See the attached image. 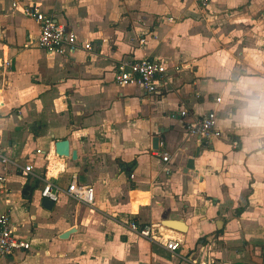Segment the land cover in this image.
<instances>
[{
	"label": "crops",
	"instance_id": "obj_1",
	"mask_svg": "<svg viewBox=\"0 0 264 264\" xmlns=\"http://www.w3.org/2000/svg\"><path fill=\"white\" fill-rule=\"evenodd\" d=\"M30 3L92 49L38 48V25L22 11ZM124 57L161 60L160 92L115 83ZM262 96L264 0H0V154L11 160L0 214L30 244L0 264H253L251 251L263 264L264 122L250 119ZM183 107L215 110L220 135L200 145ZM60 139L75 159L55 153ZM72 176L92 186L91 206L64 192ZM47 181L59 189L50 210L40 204ZM131 217L182 219L186 230L162 224L181 239L168 251L129 231Z\"/></svg>",
	"mask_w": 264,
	"mask_h": 264
},
{
	"label": "built area",
	"instance_id": "obj_2",
	"mask_svg": "<svg viewBox=\"0 0 264 264\" xmlns=\"http://www.w3.org/2000/svg\"><path fill=\"white\" fill-rule=\"evenodd\" d=\"M210 0H195L197 5L205 8ZM24 14L33 17L38 25V34L35 38L36 46L50 55L70 57L78 51L89 52L92 49V42L87 39H78L76 34L67 29L66 26L58 21L52 13H45L36 8L32 3L22 7ZM143 38L140 39L142 43ZM8 63V62H7ZM167 77V69L164 63L156 58L150 57H124L115 63L113 69V80L119 85L138 84L145 93H158L160 86ZM220 101L219 97L215 98ZM177 114L184 121V130L187 135L193 136L200 145H207L220 135L216 126L217 113L215 110H208L204 114L194 116L185 107L177 110ZM238 142L232 140V146L237 147ZM48 157V155H47ZM169 154H161L162 161H167ZM11 163L10 158L0 154V194L7 192L4 188L5 173L7 164ZM15 167V164H14ZM17 167V165H16ZM32 171V166L25 164L21 167V172L26 174ZM58 188L53 189L52 182H46L40 190V196L46 197L51 201H56ZM64 192L70 198L91 206L94 201V191L92 186L79 183L74 176L67 184ZM129 231L151 241L159 242L168 251H174L181 243V239L166 232L165 227L160 223L139 222L134 218H129L124 222ZM30 248L27 240L17 237L10 224L8 212L0 214V257L8 256L16 250L25 251ZM262 263L264 264V247L262 249ZM199 264H211V262H200Z\"/></svg>",
	"mask_w": 264,
	"mask_h": 264
},
{
	"label": "water",
	"instance_id": "obj_3",
	"mask_svg": "<svg viewBox=\"0 0 264 264\" xmlns=\"http://www.w3.org/2000/svg\"><path fill=\"white\" fill-rule=\"evenodd\" d=\"M158 142H159V137L156 135H153L151 137V148L152 149H157L158 147ZM198 150H196L195 155H198ZM54 151L57 155L59 156H68L70 154L72 159L76 158V151L75 150H71V152L69 151V144L68 141L66 139H60V140H56L54 142ZM193 166V162L191 159H189L187 161L186 167L192 168ZM40 204L43 208L50 210L54 204L53 201L49 200L46 197H42L40 200ZM164 226L169 227V228H174L176 230H179L181 232L186 230V225L185 223L182 221V219H164L162 220V223ZM75 230V228H69L68 230L62 232L60 234V237H66L69 233L73 232Z\"/></svg>",
	"mask_w": 264,
	"mask_h": 264
},
{
	"label": "clouds",
	"instance_id": "obj_4",
	"mask_svg": "<svg viewBox=\"0 0 264 264\" xmlns=\"http://www.w3.org/2000/svg\"><path fill=\"white\" fill-rule=\"evenodd\" d=\"M257 115L250 117L253 121L264 122L261 118L264 117V96L257 102Z\"/></svg>",
	"mask_w": 264,
	"mask_h": 264
},
{
	"label": "rangeland",
	"instance_id": "obj_5",
	"mask_svg": "<svg viewBox=\"0 0 264 264\" xmlns=\"http://www.w3.org/2000/svg\"><path fill=\"white\" fill-rule=\"evenodd\" d=\"M11 124H12V122L10 123V125L8 126L9 128L11 127ZM148 218V215H147V211H143L142 212V216H141V219L142 220H146ZM214 241H218V240H214ZM208 243H209V241H208ZM258 249H259V246L258 245H256V247H255V251L256 252H258ZM243 251L245 252L246 250H244V248H243ZM251 254H252V257H253V264H259V262H258V258H257V253H253L252 251H251ZM202 256L205 258V257H207L206 256V254H202Z\"/></svg>",
	"mask_w": 264,
	"mask_h": 264
},
{
	"label": "bare ground",
	"instance_id": "obj_6",
	"mask_svg": "<svg viewBox=\"0 0 264 264\" xmlns=\"http://www.w3.org/2000/svg\"><path fill=\"white\" fill-rule=\"evenodd\" d=\"M52 164V163H51ZM53 168V167H52ZM55 169V168H54Z\"/></svg>",
	"mask_w": 264,
	"mask_h": 264
}]
</instances>
